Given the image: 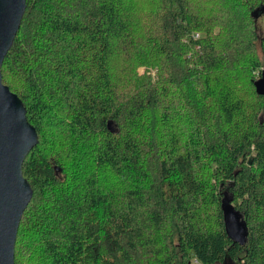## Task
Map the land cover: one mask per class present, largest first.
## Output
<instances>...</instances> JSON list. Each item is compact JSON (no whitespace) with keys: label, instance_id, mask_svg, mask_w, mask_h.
Here are the masks:
<instances>
[{"label":"trees","instance_id":"obj_1","mask_svg":"<svg viewBox=\"0 0 264 264\" xmlns=\"http://www.w3.org/2000/svg\"><path fill=\"white\" fill-rule=\"evenodd\" d=\"M25 4L0 67L37 131L14 264H264V0Z\"/></svg>","mask_w":264,"mask_h":264},{"label":"water","instance_id":"obj_2","mask_svg":"<svg viewBox=\"0 0 264 264\" xmlns=\"http://www.w3.org/2000/svg\"><path fill=\"white\" fill-rule=\"evenodd\" d=\"M25 7V0H0V67ZM25 112L18 95L2 82L0 74V264H14L20 216L32 195L28 181L21 174V166L37 142V131L28 122ZM224 210L227 237L242 244L245 230L240 217L229 206Z\"/></svg>","mask_w":264,"mask_h":264},{"label":"rangeland","instance_id":"obj_3","mask_svg":"<svg viewBox=\"0 0 264 264\" xmlns=\"http://www.w3.org/2000/svg\"><path fill=\"white\" fill-rule=\"evenodd\" d=\"M256 25H257L258 38H260V37L264 36V16H260L257 19ZM259 42H260V39L257 41V44H259ZM258 52L260 53V51H258ZM136 71H138V73L142 74L144 72V67L138 66ZM153 73H154V71L152 72V74Z\"/></svg>","mask_w":264,"mask_h":264}]
</instances>
